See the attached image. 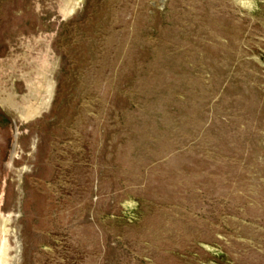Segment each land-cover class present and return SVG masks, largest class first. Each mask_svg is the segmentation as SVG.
Listing matches in <instances>:
<instances>
[{
    "label": "rangeland",
    "instance_id": "obj_1",
    "mask_svg": "<svg viewBox=\"0 0 264 264\" xmlns=\"http://www.w3.org/2000/svg\"><path fill=\"white\" fill-rule=\"evenodd\" d=\"M0 264H264V0H0Z\"/></svg>",
    "mask_w": 264,
    "mask_h": 264
}]
</instances>
